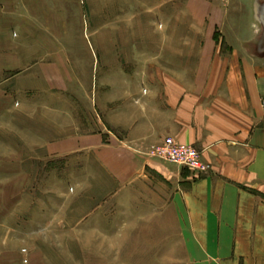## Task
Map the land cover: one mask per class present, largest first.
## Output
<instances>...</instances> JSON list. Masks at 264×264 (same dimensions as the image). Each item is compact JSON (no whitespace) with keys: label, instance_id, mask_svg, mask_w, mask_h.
Here are the masks:
<instances>
[{"label":"crops","instance_id":"crops-1","mask_svg":"<svg viewBox=\"0 0 264 264\" xmlns=\"http://www.w3.org/2000/svg\"><path fill=\"white\" fill-rule=\"evenodd\" d=\"M92 3L0 0V83L16 84L0 99L15 94L48 157L84 163L90 240L119 219L116 241L132 226L133 242L167 246L161 264H264V0H182L163 41L103 45L96 74L90 50L49 37L67 39ZM167 137L207 173L135 149Z\"/></svg>","mask_w":264,"mask_h":264},{"label":"rangeland","instance_id":"rangeland-1","mask_svg":"<svg viewBox=\"0 0 264 264\" xmlns=\"http://www.w3.org/2000/svg\"><path fill=\"white\" fill-rule=\"evenodd\" d=\"M162 1L93 0L91 11L87 7L76 19L67 39L49 37L90 50L96 74L110 53L103 45L118 46L122 54L128 48L164 40L160 32L166 24L175 26L180 21L175 17L182 0H172L167 6ZM166 13L172 17L166 18ZM12 86L16 84L0 83L2 95ZM8 94L0 99V264H161L167 246L133 242L132 226L123 240L116 241L119 226L115 223L123 220L110 221L108 242L90 240L91 221L85 216L95 202L84 185H77L85 181L84 163L50 158L45 148L34 146L33 134L20 125L25 118L17 111L19 100ZM56 101L61 102L59 108L68 121V98ZM5 107L14 108V114L6 115ZM158 146L135 149L148 159L170 158ZM171 150L174 153V146ZM109 209L113 214L114 206Z\"/></svg>","mask_w":264,"mask_h":264},{"label":"built area","instance_id":"built-area-1","mask_svg":"<svg viewBox=\"0 0 264 264\" xmlns=\"http://www.w3.org/2000/svg\"><path fill=\"white\" fill-rule=\"evenodd\" d=\"M164 153L169 152L170 158L160 156L159 160L177 164L179 166L189 169L193 176L198 177L207 173L208 165L202 161L200 152L190 145H184L178 143L171 137L165 138L160 144H158ZM174 146V153H172L171 147ZM184 154V155H183ZM177 155V156H176ZM183 155V158L178 156Z\"/></svg>","mask_w":264,"mask_h":264}]
</instances>
